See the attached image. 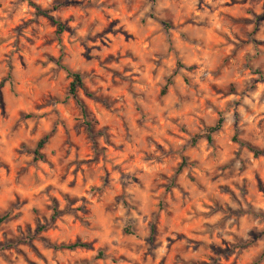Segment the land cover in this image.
Returning a JSON list of instances; mask_svg holds the SVG:
<instances>
[{
  "label": "rangeland",
  "instance_id": "374dc122",
  "mask_svg": "<svg viewBox=\"0 0 264 264\" xmlns=\"http://www.w3.org/2000/svg\"><path fill=\"white\" fill-rule=\"evenodd\" d=\"M7 77L0 264H264V0H0Z\"/></svg>",
  "mask_w": 264,
  "mask_h": 264
},
{
  "label": "trees",
  "instance_id": "16d2710c",
  "mask_svg": "<svg viewBox=\"0 0 264 264\" xmlns=\"http://www.w3.org/2000/svg\"><path fill=\"white\" fill-rule=\"evenodd\" d=\"M23 1V0H20ZM49 12L50 11H41L39 9L36 10V16H41V17H47V18H51L49 16ZM53 24L56 26L57 29V33L60 34L63 30V26L56 20H53ZM165 27H167L166 24H164ZM178 68H180V65L178 64ZM67 76L70 78V83H69V88H68V95L71 96V98L75 101L76 105L79 107L82 118H83V122L84 124L89 127L91 124L94 123L93 120H88V115L85 111V107L83 105V103L78 99L77 97V92L78 90H80L82 88V77L80 76V74L78 73H73V72H69L66 71ZM8 81L9 86H11V79L10 77H7L4 81H2L0 83V87L2 86V84L5 81ZM172 84V77L168 78V80L166 81V85L163 87V89L161 90V95H164L166 92V89L168 86H170ZM222 123L223 120L219 119L218 122L211 128L206 129V131L200 135H197L194 140L192 141L193 143H195L197 140L199 139H205L208 143L212 142V136L215 135L217 132L220 131L221 127H222ZM236 140V139H235ZM48 141V137H44L42 139H40L36 145V149L34 152V160H41L42 159V155L40 154V151L44 148V146L47 144ZM239 142V141H236ZM240 145H243V143L239 142ZM250 152L253 153L254 156H257L259 154L258 151H256L255 149L248 147ZM185 164V161H183L181 163V167H183ZM54 216H56V213L54 214ZM6 216H2L0 217V226L5 223L6 221ZM127 234H130V231H127ZM11 245H8L7 247H10ZM61 249L64 250H68V251H74V250H78V249H89V246L87 244L84 243H80V242H76L74 244L71 245H62L60 246ZM3 248H0V250H2Z\"/></svg>",
  "mask_w": 264,
  "mask_h": 264
}]
</instances>
